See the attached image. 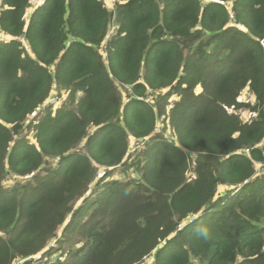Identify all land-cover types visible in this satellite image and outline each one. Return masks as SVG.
<instances>
[{
    "label": "trees",
    "instance_id": "obj_1",
    "mask_svg": "<svg viewBox=\"0 0 264 264\" xmlns=\"http://www.w3.org/2000/svg\"><path fill=\"white\" fill-rule=\"evenodd\" d=\"M35 1L0 0V264H264V0Z\"/></svg>",
    "mask_w": 264,
    "mask_h": 264
},
{
    "label": "rangeland",
    "instance_id": "obj_2",
    "mask_svg": "<svg viewBox=\"0 0 264 264\" xmlns=\"http://www.w3.org/2000/svg\"><path fill=\"white\" fill-rule=\"evenodd\" d=\"M55 95L57 94L56 92L54 93ZM63 95V99L66 98V94H62ZM253 98L250 94H248L247 92L244 93V95L242 96V100L244 101H251ZM53 101L56 103V105L54 106V110L57 109V107H60L62 105V101L61 100H57V98H53ZM241 115L243 116V118L245 120H251L253 118V116H251L250 114L243 112L241 113ZM264 171L259 170L258 168V173H262ZM150 261V260H149Z\"/></svg>",
    "mask_w": 264,
    "mask_h": 264
},
{
    "label": "built area",
    "instance_id": "obj_3",
    "mask_svg": "<svg viewBox=\"0 0 264 264\" xmlns=\"http://www.w3.org/2000/svg\"><path fill=\"white\" fill-rule=\"evenodd\" d=\"M44 0H36L35 2V4L36 5H40V4H42V2H43ZM104 1V3L108 6V7H110V8H112V7H114L115 6V0H103ZM262 44H263V41L261 42ZM49 104H54V105H56V103L54 102V101H48V102H46L45 104H44V106H47V105H49ZM259 170H261V171H264V167H260L259 168Z\"/></svg>",
    "mask_w": 264,
    "mask_h": 264
},
{
    "label": "crops",
    "instance_id": "obj_4",
    "mask_svg": "<svg viewBox=\"0 0 264 264\" xmlns=\"http://www.w3.org/2000/svg\"><path fill=\"white\" fill-rule=\"evenodd\" d=\"M30 11H32V10L30 9Z\"/></svg>",
    "mask_w": 264,
    "mask_h": 264
}]
</instances>
